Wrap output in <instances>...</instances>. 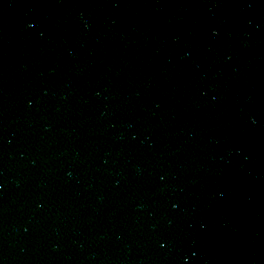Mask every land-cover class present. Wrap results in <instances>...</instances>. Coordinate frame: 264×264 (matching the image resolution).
<instances>
[{
	"label": "water",
	"instance_id": "water-1",
	"mask_svg": "<svg viewBox=\"0 0 264 264\" xmlns=\"http://www.w3.org/2000/svg\"><path fill=\"white\" fill-rule=\"evenodd\" d=\"M0 264H264V0H0Z\"/></svg>",
	"mask_w": 264,
	"mask_h": 264
}]
</instances>
